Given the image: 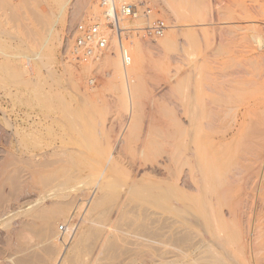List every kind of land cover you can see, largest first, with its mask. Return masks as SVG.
Segmentation results:
<instances>
[{
  "label": "rangeland",
  "instance_id": "1",
  "mask_svg": "<svg viewBox=\"0 0 264 264\" xmlns=\"http://www.w3.org/2000/svg\"><path fill=\"white\" fill-rule=\"evenodd\" d=\"M123 1L136 5L140 16L122 22L134 29L124 40L132 66L122 62L118 43L85 61L65 48L72 44L65 38L71 27L106 23L101 0H0V231L24 219L37 200L67 207L53 227L65 241L27 238V264H53L58 253L54 264H174L175 245L202 238V217L218 205L221 115L223 129H230L231 117L244 107L253 106L255 115L264 109V65L256 61L258 53L264 57L257 42H264V15L242 13L240 6L254 0L116 3ZM147 6L152 14L145 17ZM156 18L167 28L143 36ZM29 165L43 170L40 178L64 174L68 189L43 191L34 174V182H26ZM182 174L196 189L174 188ZM186 193L197 216L180 232L173 202ZM103 234L101 253L92 257ZM16 241L11 251L21 248ZM194 253L192 264H209L205 246ZM6 255L0 245V264Z\"/></svg>",
  "mask_w": 264,
  "mask_h": 264
},
{
  "label": "bare ground",
  "instance_id": "2",
  "mask_svg": "<svg viewBox=\"0 0 264 264\" xmlns=\"http://www.w3.org/2000/svg\"><path fill=\"white\" fill-rule=\"evenodd\" d=\"M90 1H93V0H82V3L85 4L86 2H90ZM126 2L128 3V1ZM253 3L255 4L247 5V6L246 5L244 6V4L241 3L240 4V6L242 7L241 12L248 14V15L252 13L254 14L258 13V14L264 15V0H254ZM139 4H142V1H140ZM101 5H102V2H101ZM141 8H142V5H141ZM93 9H94L93 13H95L96 10L98 9L96 3L94 4ZM228 10L229 11L233 10L232 5L229 6ZM105 11L107 12L106 8L103 9L102 14H104ZM142 12L144 13V11ZM139 17L137 15L135 18H139ZM163 37H164L163 39L166 41L165 39L167 38L166 34L163 35ZM257 42L259 43L260 47L264 45L262 37H258ZM109 45L111 46L114 45L117 47V41L114 37L110 40ZM130 47H133V45H131ZM130 47H127V48L130 49ZM105 57H107V53L104 54L103 58ZM105 59H106V62L105 61L103 62L107 64V61H108V64H109L110 61L107 60V58ZM256 61L259 63V64L257 63L258 65H262L263 67L264 57L261 54L258 53L256 55ZM122 62H123V58H122ZM130 64H131L130 66H132V63ZM134 64H136L135 61L133 62L134 68L135 67L137 68L138 66H140V63H138L139 65L136 64L135 66ZM141 66H140L141 67L140 69L142 71L143 65L141 64ZM134 68H131V69L133 70ZM139 70H136V71L139 72ZM136 71L135 73L139 74ZM139 82H137V85L135 86V88L132 89L133 91H135L136 89L139 90L141 86ZM260 103L261 102H259V104ZM249 107L247 108L244 107L243 110L238 111L236 114H234L231 117V119L233 120V125L230 127V129L229 128L223 129L224 124L222 123V118L224 115L223 116L221 115V180H220L221 192L218 193V198L215 199L216 204H218L217 206H221V208L218 207V210H217L216 209L217 206L215 207V205L212 203L210 210L204 214V217H202V220L204 219V221L201 223L203 224L204 229H206V233L204 231V236L200 238L199 240H197L195 244L189 245L185 248L181 247L178 244L175 245L174 264H192V260H193L192 257L194 255L192 256L191 254L192 252L194 253L195 250L198 249L200 246H205L207 248V251L211 253L210 254L211 258L208 259L209 264H264V109L255 115V111L252 110L253 106L250 105ZM226 116H228V112L226 113ZM254 116H256L257 122L254 125L248 126L247 125L248 120H250ZM187 123H190V121ZM179 133L181 134V132ZM174 149L175 147L173 148L172 153L175 152ZM187 149L186 151H189V149L188 150ZM180 150L181 149L179 148L178 151ZM170 156L172 157L173 155H170ZM172 159H177V158H172ZM45 164H48V163L45 162ZM25 171H26L25 173L26 178L25 177L23 178L26 179V182H30L29 179H31L34 174V176L37 179V181H35V185H37L38 188L42 189L43 191L49 192L53 189L57 190L55 188H61L64 185L66 186L68 185L67 182L69 178L63 176L64 174L54 175V176L52 175L43 176L42 175V178H40L41 172L43 170L40 167L39 168L35 166L30 167V165ZM53 173L56 174L55 170L53 171ZM174 173H176L175 170H174ZM5 174L7 175V173ZM7 176H6V179H7ZM34 179L35 178L31 179L32 182H34ZM9 181L10 180H8V182ZM13 181L14 180L12 179V182ZM97 183L98 182H96L95 184ZM21 184H22V181H21ZM217 184L218 183H215L214 186L218 187ZM18 185L16 186L18 187ZM70 187L72 186L70 185L69 189H71ZM184 187H186L187 189L189 188L190 190L194 188L193 183L190 181V179L188 178L186 174H182L177 177L174 188L180 190V188H184ZM16 189L17 188H15V190ZM67 189H68V186H67ZM175 192L173 193L174 196L176 194ZM124 196H125V193H122L120 194L119 198L123 199ZM178 197L179 198L174 199V202H173L174 203L173 209H174V214H175L174 224L176 225V231L189 230L191 228L192 217H194V214H195L193 211L194 201L192 202L190 200L192 196L189 197V194L187 193L184 195V197L183 196L180 197L179 195ZM48 198H50V196ZM211 200H212V197H211ZM37 202L39 201L38 200L36 201V204H34V206L29 210V213H27L24 219L17 220V222L8 220L9 224L7 225V227L5 229H2V231H0V245H3L4 250L8 254L5 257L6 259L1 260V261H5L6 264H27L25 261V256H24L28 249V244H26L28 241L27 238H30L29 239L30 241L35 235L37 237H46V239L49 238L51 242L60 243V245H61V242L65 241L64 238L62 241L59 240V237L57 236V233L54 231L53 227H54L56 218L66 213L67 211L66 205L56 203L55 201H54L55 203L50 202V203H44V204L38 205ZM97 203H98L97 199L94 198L92 200L90 209L91 210L94 209L97 206ZM1 204H0V207H1ZM198 205L200 204L198 203ZM197 208L195 209L198 210ZM213 209L215 210V212H218L220 210L218 212L219 215L216 214L213 211ZM1 214H6V213L3 211ZM178 217L180 218L178 219ZM105 238H106V234H103V236H101L100 239L98 240V243H96V245L93 247L91 251L92 257H94L95 253L98 254L100 252L101 243L103 242V240H105ZM17 239H19L20 241L21 248L16 251L15 250L11 251L12 249L9 247L12 245H15L16 243L18 244V242L16 241ZM80 242H81V238L79 236L77 240H75L74 249L78 247ZM59 254L60 253H58V255L55 257V261L53 262L51 261L53 264L54 262L58 260Z\"/></svg>",
  "mask_w": 264,
  "mask_h": 264
},
{
  "label": "built area",
  "instance_id": "3",
  "mask_svg": "<svg viewBox=\"0 0 264 264\" xmlns=\"http://www.w3.org/2000/svg\"><path fill=\"white\" fill-rule=\"evenodd\" d=\"M102 6L107 9L104 17L106 23H78L67 31L68 40H72L71 47L66 46L68 50L78 61H85L95 54L108 48L110 40L114 37L118 43L120 53L125 65L130 62L128 51L124 45V40L133 28H126L122 22L126 18H135L139 14L136 5L120 4L116 0H101ZM144 14H152V8L147 6ZM167 28V23L160 18H156L147 27L142 28L143 36L157 37L160 36ZM61 229L63 227H60Z\"/></svg>",
  "mask_w": 264,
  "mask_h": 264
}]
</instances>
